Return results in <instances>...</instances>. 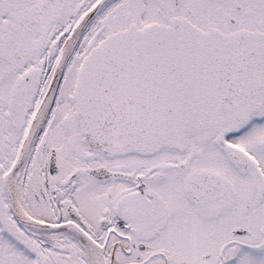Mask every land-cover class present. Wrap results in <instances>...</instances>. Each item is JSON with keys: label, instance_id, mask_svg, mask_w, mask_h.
Instances as JSON below:
<instances>
[{"label": "snow or ice", "instance_id": "6c2138e0", "mask_svg": "<svg viewBox=\"0 0 264 264\" xmlns=\"http://www.w3.org/2000/svg\"><path fill=\"white\" fill-rule=\"evenodd\" d=\"M0 264H264V0H0Z\"/></svg>", "mask_w": 264, "mask_h": 264}]
</instances>
